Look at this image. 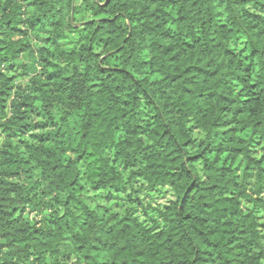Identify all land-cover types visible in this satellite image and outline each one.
I'll list each match as a JSON object with an SVG mask.
<instances>
[{"label": "trees", "instance_id": "obj_1", "mask_svg": "<svg viewBox=\"0 0 264 264\" xmlns=\"http://www.w3.org/2000/svg\"><path fill=\"white\" fill-rule=\"evenodd\" d=\"M257 144L264 0H0V264H264ZM132 181L154 227L87 205Z\"/></svg>", "mask_w": 264, "mask_h": 264}, {"label": "rangeland", "instance_id": "obj_2", "mask_svg": "<svg viewBox=\"0 0 264 264\" xmlns=\"http://www.w3.org/2000/svg\"><path fill=\"white\" fill-rule=\"evenodd\" d=\"M75 33H70L67 38L62 39L61 45L63 47L70 46L73 42ZM232 47L235 52L246 57L247 45L245 39L238 35L232 40ZM11 79L19 80L21 76V69L19 66L13 65L10 71H6ZM20 78V79H21ZM190 132L192 137L197 140L202 138L203 132L190 124ZM251 155L259 159L261 165L264 167V147L263 144L252 145L250 148ZM264 194V191L263 193ZM87 205L98 211L100 215L105 211H116L120 214L130 212L135 215L140 221L150 227H154L153 219L158 217V212L167 204L173 195L168 188L159 187L155 189H147L141 187L139 182L132 181L125 185L110 187L106 190L86 191L85 193ZM243 205L250 207V204L243 201ZM258 217L260 216L257 213ZM32 214H29L31 217ZM260 221V218H258ZM161 227V224H159Z\"/></svg>", "mask_w": 264, "mask_h": 264}]
</instances>
